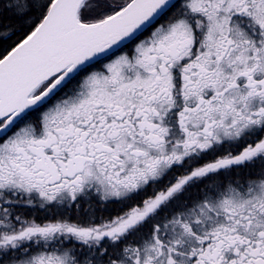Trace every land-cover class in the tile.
Masks as SVG:
<instances>
[{"label": "snow or ice", "instance_id": "6c2138e0", "mask_svg": "<svg viewBox=\"0 0 264 264\" xmlns=\"http://www.w3.org/2000/svg\"><path fill=\"white\" fill-rule=\"evenodd\" d=\"M0 264H264V0H0Z\"/></svg>", "mask_w": 264, "mask_h": 264}]
</instances>
